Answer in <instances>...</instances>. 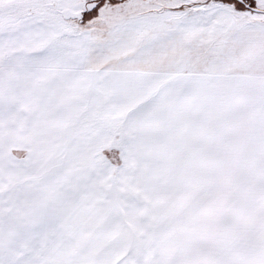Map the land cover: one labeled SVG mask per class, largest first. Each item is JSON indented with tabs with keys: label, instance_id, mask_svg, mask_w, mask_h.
I'll use <instances>...</instances> for the list:
<instances>
[{
	"label": "snow or ice",
	"instance_id": "obj_1",
	"mask_svg": "<svg viewBox=\"0 0 264 264\" xmlns=\"http://www.w3.org/2000/svg\"><path fill=\"white\" fill-rule=\"evenodd\" d=\"M0 264H264V0H0Z\"/></svg>",
	"mask_w": 264,
	"mask_h": 264
}]
</instances>
